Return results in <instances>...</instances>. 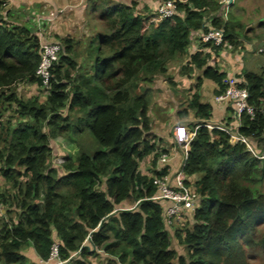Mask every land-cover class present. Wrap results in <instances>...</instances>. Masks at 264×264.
Returning a JSON list of instances; mask_svg holds the SVG:
<instances>
[{"label": "trees", "instance_id": "trees-1", "mask_svg": "<svg viewBox=\"0 0 264 264\" xmlns=\"http://www.w3.org/2000/svg\"><path fill=\"white\" fill-rule=\"evenodd\" d=\"M6 2L0 0V176L13 190L16 219L0 225V264H37L21 253L25 245L45 262L55 242L64 264H92L98 251L117 264H250L249 249L264 223V158L205 127L212 107L197 91L204 79L214 82L215 95L224 91L227 75L214 56L239 43L230 16L222 18L221 0L178 1L171 18L136 5L104 8L99 18L105 30L87 44L83 64L74 58V42L60 38L62 52L43 101L16 93L19 84L42 86L35 75L40 40L28 27L6 22ZM209 29L223 30L225 45L199 43L188 53L189 70L201 73L179 112L197 119L188 129L199 125L182 166L199 200L191 227L174 231L186 250L181 255L171 247L163 204L149 199L153 178L166 175L168 166L151 174L139 170L144 158L151 155L155 167L167 151L157 148L152 132L149 93L137 89L166 74L169 61L187 54L191 37ZM239 75L253 114H243L236 130L264 156V67L242 66L233 76ZM224 106L230 116L221 124L229 127L232 108ZM7 113L18 121L4 120ZM76 132H87L95 149L67 156L60 172L50 165L51 141ZM7 197L0 191L1 203Z\"/></svg>", "mask_w": 264, "mask_h": 264}, {"label": "rangeland", "instance_id": "rangeland-1", "mask_svg": "<svg viewBox=\"0 0 264 264\" xmlns=\"http://www.w3.org/2000/svg\"><path fill=\"white\" fill-rule=\"evenodd\" d=\"M164 1L166 0H7L2 9V14L5 16L7 11L10 14V16L4 18L7 23L28 27L38 36L40 42L44 40L60 42V38H70L74 42V58L77 62L83 64L85 60L87 61V44L97 33L105 30L104 24L99 18L104 8L113 5H136L135 10L154 13L156 8ZM222 1L224 2V0ZM221 14L222 18L226 19L230 16L231 24L235 26L239 33V43L232 49H228V59L223 60L224 58H221L220 53L218 57L214 56L217 66L228 71V73L236 72V70L240 71L241 69H237L240 66H245L246 69L254 71L264 67V0H231L228 8L222 10ZM247 40H249V43H247ZM192 44L195 47L199 46L198 42H194V39H192L186 55L168 62L166 74L163 76L157 75L151 82H139L137 92L147 89L149 93L150 120L158 118L161 121L162 112L172 114L174 112V115H176L187 107L189 98L195 91L196 78L201 73L197 69L192 72L187 66L188 53L193 51ZM16 93L24 100L38 97L40 101H43L46 95V91L42 86L27 83L19 84ZM206 99L207 97H204V100ZM159 103H163L165 108L162 109ZM174 105H176V108ZM63 113L65 114V110H63ZM163 118L166 121H171L168 116H163ZM7 119H11L13 124L18 121L13 113H7L4 120ZM190 125H193V122ZM168 132L167 136H169ZM95 146L96 144L87 132L80 135H77L76 132L67 137L56 138L51 141L52 157L50 165L54 164L61 172L63 170L60 162L65 160L67 156H74L79 151H93ZM159 150L161 149L159 148ZM141 163H139V170L143 168ZM150 165H152L151 162L146 165L149 170ZM141 171H145V169ZM260 189L264 193V180ZM0 191H5L8 195L7 204L0 201V209L6 210L0 213L1 225L10 216L15 220L16 215L10 202L13 190L1 176ZM5 212L8 216L3 217ZM191 219L192 217L186 214L181 222L170 227L171 247L181 255L185 254L186 250L175 237L174 231L190 228L193 222ZM256 240L258 241L257 245L249 249V262L250 264H264V223L257 227ZM22 250L27 254L30 252L28 245H25ZM96 256L99 259L96 264H109L110 261L113 262L112 264H116L112 259L106 260L103 257L100 259L99 254L92 257Z\"/></svg>", "mask_w": 264, "mask_h": 264}, {"label": "built area", "instance_id": "built-area-1", "mask_svg": "<svg viewBox=\"0 0 264 264\" xmlns=\"http://www.w3.org/2000/svg\"><path fill=\"white\" fill-rule=\"evenodd\" d=\"M185 2V0H166L156 8L158 13L163 18H171L177 7V2ZM229 0H224V9L228 8ZM225 19V18H224ZM224 31L221 29H209L205 33L195 34L191 37L194 42L199 43H211L214 46L224 47ZM197 40V41H196ZM193 49L197 48L192 45ZM227 47V45L225 46ZM206 50V49H204ZM228 52V48L224 52ZM62 47L58 42L43 41L40 42L39 47V62L36 67L35 75L41 81L44 90L48 88L51 79V69L55 62H57ZM224 52H220L222 55ZM225 89L222 93L214 96V102L227 105L232 108V118L234 123L227 127L223 124H209L205 123L204 126L212 129H220L226 132L231 141H240L246 147L250 153L259 159H263L264 156H258L250 144L249 140L238 133L236 128L239 127L240 118L243 114L252 115L253 108L247 104L248 92L244 87V79L242 76H226ZM198 126H195L193 130L188 129L185 125L179 124L175 126L172 131V137L174 141L180 146L182 162L174 173H167L166 175L156 176L153 178V185L155 187V193L149 199L163 204V219L167 226L171 227L175 223H179L183 220V216L189 214L191 217L194 210L197 207V201L199 195L195 188L185 184L186 176L182 171V166L187 157L188 144L195 136ZM168 154L162 152L157 159L156 171H161L167 166ZM100 252V251H98ZM55 261V263H54ZM65 261L59 259L58 256V243L55 242L52 245L51 253L45 264H64Z\"/></svg>", "mask_w": 264, "mask_h": 264}, {"label": "crops", "instance_id": "crops-1", "mask_svg": "<svg viewBox=\"0 0 264 264\" xmlns=\"http://www.w3.org/2000/svg\"><path fill=\"white\" fill-rule=\"evenodd\" d=\"M193 45V44H192ZM228 52H224L222 55H224V57L221 56V58L223 60H225L226 58L228 59ZM237 69H242V66L237 67ZM226 72V75H234L235 73L239 72L236 70V72H232V73H228V71L224 70ZM206 87V89L204 90V88ZM216 89V85L214 84V82L210 81V80H202L201 86L199 88V90L197 89L198 93L200 94V99L203 102H208L211 107H212V112H211V117L210 119L207 121V123L209 124H221L222 121L224 119H226L227 117L230 116L229 111L226 110L225 106L223 104L220 103H215L214 102V96H216L214 94V90ZM196 90V89H195ZM204 90V91H203ZM204 97H207L206 100H204ZM151 105V104H150ZM150 105H149V109H148V115L149 117H151V113H150ZM159 105L162 107V109L165 108V105H163V103H159ZM176 108V105H174ZM180 112V111H179ZM179 112L174 115L172 113H166V112H162L161 114V121L158 120V118H155V120L151 119V125H152V132H154V134L156 135V143H157V148L163 149L167 151L168 154V162H167V166H168V173H174L179 166L181 165V160H182V155H181V150H180V146L174 141L173 137H172V129L175 125H179V124H183L187 127V124L189 122H196L197 119L193 118V113L190 112L189 115L187 117H183L180 116ZM163 116H168V118L171 121H166L164 120ZM168 120V119H167ZM167 131H169V136H167ZM152 160V156H148L146 158H144L142 160V166L143 168L141 170L143 174H151L152 170H155V167H153L152 165H150V170L149 168L146 167L148 162H151ZM195 179L196 176H192L189 179ZM3 212L5 210H2ZM1 211V212H2ZM28 249L30 250V252L27 254L25 251L21 250V253L23 255H25L29 261L37 263V264H45L43 261L39 260V258L37 257L36 253L34 252V250L32 249L31 246H28ZM96 254H99L100 259L105 258L106 260L109 258H106L104 254L97 252ZM98 256V255H97ZM90 257V261L92 264H96L97 261H99L98 257ZM96 260V261H95ZM113 262L110 261L109 264H112ZM117 264V263H116Z\"/></svg>", "mask_w": 264, "mask_h": 264}, {"label": "water", "instance_id": "water-1", "mask_svg": "<svg viewBox=\"0 0 264 264\" xmlns=\"http://www.w3.org/2000/svg\"><path fill=\"white\" fill-rule=\"evenodd\" d=\"M231 2V0H229Z\"/></svg>", "mask_w": 264, "mask_h": 264}]
</instances>
